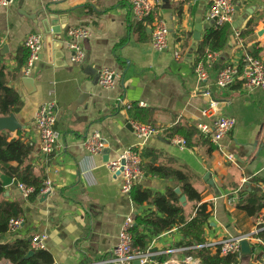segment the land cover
Returning <instances> with one entry per match:
<instances>
[{
  "label": "crops",
  "instance_id": "crops-1",
  "mask_svg": "<svg viewBox=\"0 0 264 264\" xmlns=\"http://www.w3.org/2000/svg\"><path fill=\"white\" fill-rule=\"evenodd\" d=\"M212 2L161 0L156 14L143 21L135 18L131 0H12L9 7L0 8L1 80L19 97L20 109L13 114L23 126L14 134L0 133L9 135L10 140L21 137L29 144L33 152L26 166H31L32 173L44 183H52L46 198L41 194L34 200L25 198L15 183L4 187L0 202L18 205L23 225L16 234L0 236V246L46 235L45 251L52 255L54 264H100L110 260L129 216L136 221L156 213L152 205H137L130 195L122 193V177L108 170L103 155L86 157L83 141L94 133L106 140L110 161L135 150L145 166L154 164L188 175L203 203L213 204L205 245L254 231L256 218L264 209L253 218L237 204L244 197V180H248L250 190L261 191L264 184V91L245 90L242 82L222 90L216 79L219 70L238 63L246 54L264 62V0L237 1L230 39L219 66L209 71L208 81L200 82L195 68L203 39L215 27L207 18ZM199 17L203 30L195 46ZM250 22L255 25L254 32L242 37L239 44L235 31L242 35ZM158 23L169 31L164 52L156 51L152 44ZM74 27L91 33L83 44L82 64L72 62L73 52L66 44L67 31ZM32 34L41 36L43 47L41 60L26 75L29 60L25 62V42ZM104 69L120 76L109 91L96 81ZM25 77L35 80L30 93L22 83ZM84 94L89 97L82 106L76 105ZM49 102H55L58 109V148L46 156L35 119L40 107ZM212 102H217L218 115L236 119L235 129L219 144L209 143L206 138L210 136L203 134L191 137L186 147L171 141L178 137L186 140L183 137H165V130L172 134L177 128L197 131L200 124L213 126V118L205 114ZM140 112L147 113L149 123L163 134L146 141L137 138L132 124H142ZM137 186L161 195L169 189H181L173 180L146 174ZM231 199L238 201L230 204ZM185 208L186 217H194L195 204L187 202ZM181 242L180 232L174 228L153 237L144 253L157 250L150 253L149 262L170 255L168 263L184 264L191 257L184 255ZM256 257L251 254L249 259L243 258V264H262L264 250Z\"/></svg>",
  "mask_w": 264,
  "mask_h": 264
},
{
  "label": "built area",
  "instance_id": "built-area-1",
  "mask_svg": "<svg viewBox=\"0 0 264 264\" xmlns=\"http://www.w3.org/2000/svg\"><path fill=\"white\" fill-rule=\"evenodd\" d=\"M183 3H198L200 0H181ZM238 0H213L208 13V21L213 22L216 28H221L224 25H231L234 22L236 5ZM161 0H131V10L135 18L143 21L156 14L157 7ZM12 4V0H0V8H7ZM91 33L83 27L70 28L67 31V46L73 52L72 62L82 64L85 60V51L83 44L89 40ZM169 31L167 27L158 23L152 32L153 48L158 52H164L168 49ZM235 39L239 44L242 43V35L239 31H235ZM25 46L30 54V58L25 69L26 75H30L33 67L38 61V56L42 50L43 42L40 35H30ZM222 53L209 52L203 61L198 62L195 73L200 82L208 81L211 77L209 71L217 68L221 61ZM176 59H180V55H175ZM120 76L113 70L104 69L99 73L98 85L104 90H112L116 87ZM237 82H242L245 90L260 89L264 91V62L251 55H244L240 61L234 65L227 66L219 70L216 79V85L219 89H227L235 85ZM57 104L49 102L40 107L36 114V127L40 133L41 149L44 155H53L58 148L57 125ZM206 115L213 118V126L200 124L197 126L198 131L203 135H209L214 145L219 144L225 139L236 127V119L228 116L218 115L217 102H212L205 112ZM132 128L137 138L142 141L149 140L152 137L163 134L160 130L151 124H132ZM173 143L182 147H186L187 143L182 138H173ZM83 148L87 158L101 156L107 148V142L100 133H94L83 141ZM228 160L234 162L232 156ZM125 162L123 166L122 163ZM106 167L112 173H117L121 169L122 177V193L130 195L131 191L137 186L144 177L142 168V157L138 151L129 150L120 155L117 159L106 163ZM248 180L243 183L247 184ZM19 190L25 198H29L34 194V189L25 185H18ZM52 190L51 181L47 180L44 183L42 195H47ZM261 197L264 200V184L261 185ZM238 201V200H237ZM236 199H231L230 204H235ZM23 220L12 219L9 222V231L16 234ZM135 227L134 216H129L121 227L118 235V243L109 261L100 264H148L153 256L150 253H144L134 246L133 230ZM264 231V212L257 216L254 231L247 236L224 238L217 243L204 245L205 248L216 250L219 248V253L222 257L238 256L239 263L243 264V256L241 250V242L247 240L250 243L251 251L256 257L260 250H264V242L259 238V234ZM46 235H37L32 238L31 244L34 250H46ZM192 248H182L183 251ZM257 258V257H256ZM193 258H187L184 264H194ZM0 264H7L0 261ZM9 264V263H8ZM165 264H170L166 262ZM262 264H264V257Z\"/></svg>",
  "mask_w": 264,
  "mask_h": 264
},
{
  "label": "trees",
  "instance_id": "trees-1",
  "mask_svg": "<svg viewBox=\"0 0 264 264\" xmlns=\"http://www.w3.org/2000/svg\"><path fill=\"white\" fill-rule=\"evenodd\" d=\"M254 29V23L250 22L244 33H242V37L251 35ZM231 31L232 26L228 24L221 28L213 27L209 29L198 51L200 54L198 61H203L209 52L222 53L228 45ZM29 58L30 54L28 52L25 56V62ZM20 106L21 102L18 95L13 90L6 88L0 74V115L8 116L16 113L19 111ZM140 114L143 117L142 124H150L151 120L147 113L140 112ZM164 133L165 137L169 136L171 139L176 135L183 137L186 139V143L194 135L200 134L203 137L200 131L192 128H177L172 131V134L170 130H165ZM206 140L209 143L211 142L210 137ZM32 152L33 148L25 143L21 137L10 140L9 135L0 133V171L13 179L16 185L22 184L33 188L34 194L29 197L30 200H34L41 195V191L44 189L43 178L35 176L32 173V167L26 166ZM12 163L17 164V166H12ZM142 168L146 176L173 180L180 185L187 202L195 204V215L191 219L186 217V206H182L180 196L175 193V190L169 189L166 194L161 195L135 186L130 193L133 202L137 205L150 204L156 210V213L145 218H136L133 230L134 246L136 248L146 252L153 237L177 228L182 237L180 246L182 248H192L184 251L185 256L200 260L201 264L239 263L238 256L222 257L219 248L213 250L204 247L206 244V229L209 227L213 215V204L203 203V196L193 187L187 174L154 164L148 166L142 164ZM258 193L261 194L260 189L254 187L249 193L247 191L241 193V197H246L240 200L237 208L243 210L248 217L254 218L264 209L263 198L259 197ZM2 194H4V187L0 180V196ZM18 218H20L18 205L0 202V236L9 233V222ZM139 228H142V232L139 231ZM259 238L264 242V231L259 234ZM30 252H33L34 255L26 260L25 258ZM169 258L170 255L159 256L148 264H165ZM0 261H8L10 264H54V259L50 253L44 250H34L28 240H18L12 245L0 246Z\"/></svg>",
  "mask_w": 264,
  "mask_h": 264
},
{
  "label": "water",
  "instance_id": "water-1",
  "mask_svg": "<svg viewBox=\"0 0 264 264\" xmlns=\"http://www.w3.org/2000/svg\"><path fill=\"white\" fill-rule=\"evenodd\" d=\"M213 23V22H211ZM202 30H203V22H202V18L199 17L198 20H197V26L195 28V34H194V40H195V46L199 44V42L201 41V33H202ZM196 49V48H195ZM224 59V57H223ZM41 60V57L38 56V61ZM98 79H99V75L97 76L96 78V81L98 83ZM35 80L31 77H25L22 79V83L24 84L25 88L27 89V91L30 93V87L31 88H34L35 89V84H34ZM96 83V82H95ZM88 94H84L80 100L78 101V103L76 105H80L83 103L84 100H86L88 98ZM82 106V105H80ZM78 106H76L77 108ZM57 127V125H56ZM23 129V126L19 124L16 116L14 114H10L8 116H3V117H0V132H9V133H16L20 130ZM110 153H111V149L109 148H106L104 151H103V161L105 163H108L110 161ZM122 165L124 166L125 165V162L122 163ZM123 172V169H121L120 171L117 172V175L120 176ZM210 176L207 175V178L208 179ZM0 180L3 184V187L5 188H8L10 186L13 185L14 181L13 179H11L10 177L6 176V175H3L0 173ZM209 184L212 186V187H215L214 186V183L212 182V180H209L208 181ZM243 191H251L250 190V185L249 183H247L244 188H243ZM175 193L180 196V203L182 204V206H186L187 205V199L185 196H183L182 194V191L180 188L176 189L175 190ZM48 196L45 195L44 197L46 198ZM241 250H242V256L245 259H249L251 254H252V251H251V248H250V243L247 241V240H243L241 242ZM157 250L156 249H152L150 250V253H154L156 252ZM34 255L33 252H30L28 254V256H26V260L29 259L30 257H32ZM4 263H9L8 261H4ZM136 264H139L138 262Z\"/></svg>",
  "mask_w": 264,
  "mask_h": 264
}]
</instances>
